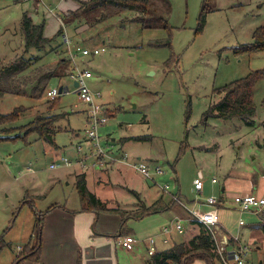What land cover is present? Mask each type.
<instances>
[{
	"label": "rangeland",
	"instance_id": "rangeland-1",
	"mask_svg": "<svg viewBox=\"0 0 264 264\" xmlns=\"http://www.w3.org/2000/svg\"><path fill=\"white\" fill-rule=\"evenodd\" d=\"M76 2L0 0V70L23 58L28 63L25 71L10 79L11 91L0 98L1 113H20L18 119L6 118L0 124L4 130L0 129V134L12 136L0 140V238L5 243L0 251V264H14L30 235L34 236L37 210H46L56 201H67L70 207L80 205L75 182L57 180L77 165L51 168L53 160L65 155L77 162L87 155L82 161L88 166H96L97 161L106 159L110 163L118 159L126 161L122 147L131 157L140 155L147 162L162 165L164 173L159 183L169 182V190L175 194L180 186L182 195L197 203L210 196L219 200L220 224L232 235L244 239H248L249 230L250 264L264 262V229L260 228L258 235L251 232L254 230L250 226L252 215H241L234 205V197L245 193L243 188L264 180V50L236 52L243 44H251L254 32L264 27V0H170V30L143 29L141 24L131 21L134 16L131 12L91 28L83 20H78L76 26H66L61 15ZM25 11L34 22L45 21L48 37H54L61 25L64 36L41 51L26 49L20 31ZM202 13H205V22L198 29ZM78 46L104 49L100 54L87 56L79 51L75 62L70 61L71 51ZM60 56L68 60L59 64ZM75 63L92 72L88 84L93 91L101 92L106 114L110 116L98 128L99 140L106 152L100 158L91 156L86 146L87 106L79 99L69 77ZM55 71L67 75L51 77L48 90L63 86L68 90L56 97L54 105L46 92L38 99L23 95L35 86L39 92L46 76ZM258 72L262 76L254 86L253 125L238 117L204 118L223 96L220 95L222 87ZM37 117L56 118L55 144L43 140L38 133L23 132V126ZM130 135L142 139L123 141ZM79 143L83 144L81 151L77 149ZM30 162L32 169L28 171ZM124 168L126 171L121 174L112 175L114 184L143 190L145 196L144 187L148 182L133 166ZM199 173L205 180L201 192L193 185ZM212 178L218 182L213 184ZM156 189L149 190L156 192ZM103 194L114 197L106 200L108 207L136 209L131 204L136 196L128 190L118 186L106 189ZM184 196L181 199L190 203ZM191 216L184 222L189 237L199 231ZM240 218L245 225H239ZM166 219L172 218H154L153 224ZM115 227L109 224L111 231ZM181 237L173 236L172 243L179 242ZM258 245L262 248L258 249ZM140 252V257L149 255L147 249ZM47 257L48 261L52 258ZM119 257L121 264H136L132 255L120 251ZM192 264L201 263L195 260Z\"/></svg>",
	"mask_w": 264,
	"mask_h": 264
},
{
	"label": "trees",
	"instance_id": "trees-1",
	"mask_svg": "<svg viewBox=\"0 0 264 264\" xmlns=\"http://www.w3.org/2000/svg\"><path fill=\"white\" fill-rule=\"evenodd\" d=\"M77 3L75 9H70L67 13L64 12L61 15L66 26H76L78 20H83L91 28L108 19L120 16L126 12H131L134 13V16H131V21L141 24L143 29L170 30L171 28L169 25V16L172 11L170 0H77ZM204 22L205 13H202L199 19L198 29L202 28ZM20 31L24 38L23 43L26 49L32 50L36 48L37 51L45 49V46L49 43L53 44L56 42V39L64 36V30L61 25L54 37H48L45 33V21L42 23L34 22L32 16L27 11L23 12ZM253 37L254 41L251 44H243L240 48L236 49V52L264 50V27L258 28L254 32ZM169 41L170 38L166 40L165 44L168 45ZM62 43L63 42H61L59 46L62 45ZM156 43L163 44L164 41H158ZM67 60L68 59L65 57L60 56L59 64ZM69 60L71 61V58H69ZM27 66L28 63L26 59L23 58V60L1 68L0 98L3 94L11 91L12 86L10 84V79L13 78L15 74L25 71ZM56 71H58V68ZM56 71L46 76L44 84L39 92L38 87L35 86L30 92L27 90L29 93H23V95L27 97L32 96V98L37 99L41 98L44 93L48 91V82L51 77H62L67 75L66 72L59 74ZM261 73L262 72H258L245 78L236 79L222 87L220 95L223 96L218 102L211 106L208 114L204 115V118L207 119L208 116H215L221 119L238 117L245 120L247 124L253 125L254 120L252 116L256 112L254 106V86L261 78ZM56 101V98L49 100L53 105ZM85 113L87 116V109H85ZM19 114L20 113L17 112H12L10 114L0 112V124L6 122V118H11L10 120L18 119L20 116ZM55 119L37 117L23 126L25 127L23 132L25 134L33 132L38 133L43 140L54 143V137L57 132V129L55 130L53 125L56 121ZM0 129L3 130V128ZM11 138L12 136L0 134V140ZM131 139L141 140L142 138L134 136L131 137ZM76 187L84 209L95 210L97 212L117 213L122 216L121 236L126 233L125 222L128 218L142 219L147 215L158 213L168 207V204H165L162 198L151 206L142 204L132 210L108 207L106 201H103L89 190L85 175L83 174L77 176ZM44 215V212H36L33 231L34 237H32V240H30L16 256L14 264H23L25 260L39 262L42 253ZM192 223L199 225V231L196 232L192 238L187 242L174 244L168 250L155 253L148 260V264H192L198 259L205 261L206 264H218L219 255L216 252L215 239L212 232L202 222L194 220ZM4 246L5 243L3 239L0 238V251ZM77 264H82L81 256H79Z\"/></svg>",
	"mask_w": 264,
	"mask_h": 264
},
{
	"label": "crops",
	"instance_id": "crops-1",
	"mask_svg": "<svg viewBox=\"0 0 264 264\" xmlns=\"http://www.w3.org/2000/svg\"><path fill=\"white\" fill-rule=\"evenodd\" d=\"M76 7H77V2L73 5L72 9H75ZM101 49L100 50L103 51L104 47ZM63 88L65 89L66 87L63 86ZM104 107H105V103H104ZM105 112H106V108H105ZM134 136L135 135L125 136L123 141L128 142L131 140H135V139H131V137ZM86 146H88V143H86ZM121 149L127 152L126 150H124V147H122ZM129 155L130 158L128 161L118 159L117 161H115V163H110V160L106 159L105 161L100 162L101 165L98 162L96 166H88L87 164L82 165L73 162L70 166L74 164H76L77 166H75L72 169L66 170L61 176L57 177V180L59 179L58 181H64L70 179L71 181H74L76 184L77 176L83 174L85 175L89 190L94 194H96L103 201L114 200L113 196L104 195L103 193L106 192V189L110 190L119 186L124 190L130 191L136 196V200L131 203L135 205L133 208H137L142 204L146 206H151L155 202L160 201V199L162 198L164 200V203L168 204L167 209L162 210L158 213L147 215L142 219L128 218L127 221L125 222L126 233L122 234L121 236L120 230L122 226V216L120 214L97 212L95 210L84 209L81 198L79 199L80 205L78 207L75 206L70 207L67 201L65 203L56 201L55 203L50 205L46 210L43 209L36 211V212L45 213L44 226H43L42 253L39 262L25 260L23 264H77L79 256H81L82 264H121L119 257L120 251L122 253L132 255L133 258L131 259L136 264H148V260L153 255H150L148 252L149 255L147 257L141 256L142 257L141 258L140 250L143 249L149 250V240L151 238L155 240V248H156L155 253H157L159 251L168 250L171 247V246L168 247V245L172 243L173 236H177V235L182 236L181 237L182 240H180L179 242L174 241V243L172 244L187 242L190 238L193 237V235L189 237V233L185 232V227H184V222L189 221L188 219H189V215L191 216V213L187 209H185L182 205L180 206L178 204H175L174 201H172L173 199L171 194H175V193L174 191L173 192L170 190L166 191L163 189L164 184L159 183V178L162 177V175L156 176L154 180L147 179L142 175V178L146 182H148V186L144 187L145 196L144 193L142 192L143 190L138 191L134 188H130L127 184H121V183L114 184L112 180L113 174H121L123 171H126V169L124 168L125 166L132 167V162L136 158L142 159L140 155L134 157H131V154ZM31 166L32 163L30 162L29 165L27 166L28 171H31L32 169ZM70 166L64 165L63 167H70ZM9 171L11 172V170ZM56 181H52V182H56ZM154 187L157 188L155 190L156 192H152L151 190H149V189H153ZM222 191L224 192L225 189L222 188ZM177 192L178 195L184 196L182 195L183 193L180 186ZM242 192H245L242 194L263 193L264 180L262 183L261 181H259L252 183V185L250 184L249 186L247 185V187L242 189ZM185 199L186 201L188 200L190 202L187 203L190 209L206 210L210 208V206L206 203V201L197 203L195 199H191L192 201L187 197H185ZM234 205L236 206V204ZM218 206L219 209L222 206V204L219 203ZM237 210L240 212L241 215H243L244 213H249L252 215V218H250V226L252 227L251 229H254L251 230V232H254L255 235H258L257 232L260 231V228L264 229V216H258L250 212L242 213L238 207ZM154 218H172V219L169 220L166 219L162 221L160 224L154 225L153 224ZM109 224H114L116 225V227L111 231L109 229ZM178 224L182 225L181 229L177 227ZM239 225H241L240 220H239ZM242 225H245V223ZM221 226L224 232L227 233L229 237L234 236L223 225ZM147 232H151V233L147 234ZM247 232L249 239L250 232L249 230ZM243 234L244 233L242 232V235ZM128 235L134 236V238H136V242L132 243L129 247L121 246L120 237H124ZM243 236H245V234ZM32 237L34 236L31 234L29 237V241L32 240ZM239 239L241 242L251 244L248 241V239H244L241 236H239ZM253 247H256L255 244L253 245ZM257 248L261 249L262 247L261 245H258ZM17 249L20 250L21 246H18ZM49 255L52 256L50 261H48V257H47ZM250 255L251 254H249L248 257L249 264H250ZM61 256H63L62 259ZM197 261H200L201 264H206L205 261L203 260L198 259ZM260 263L264 264L263 261H260Z\"/></svg>",
	"mask_w": 264,
	"mask_h": 264
},
{
	"label": "built area",
	"instance_id": "built-area-1",
	"mask_svg": "<svg viewBox=\"0 0 264 264\" xmlns=\"http://www.w3.org/2000/svg\"><path fill=\"white\" fill-rule=\"evenodd\" d=\"M81 51L83 56L87 55H97L100 53L99 48L88 49L82 48L80 46L74 48L70 58L75 62L77 59V53ZM75 65V70L70 74V79L73 82H78V86L75 87V91L78 94L79 99L87 106V123L89 125L85 130V141L88 143V148L91 151V156L97 158L102 157L106 154L104 147L102 146L99 136L98 128L102 124H106L109 120V116L105 112L104 104L102 103V94L100 91H93L90 85L88 84V79L93 76L92 72L89 69L82 68ZM60 89V88H59ZM58 88L49 89L46 93L47 98L54 99L60 92ZM63 90H68L67 87ZM83 144L79 143L77 145L78 151H81ZM88 156L81 157L76 163H85L82 161L83 158ZM123 157L125 160L129 159V153L124 152ZM99 162V161H97ZM73 161L68 156H60L59 158L53 160L50 164L51 168H56L59 166H70ZM132 166L145 178L154 180L156 176L162 175L164 173V168L159 163H150L143 159H138L133 162ZM212 182L216 183L217 179L212 178ZM194 189L197 192H201L204 189L205 180L202 173H199L193 181ZM170 185L168 183L163 185V189L169 191ZM172 199L175 202H178L185 209H187L194 220L202 222L205 226L209 228L212 232L216 252L219 255L218 264H249V254H250V244L241 242L239 236H228L224 232L218 214V200L212 196L208 197L206 203L210 208L206 210H195L190 209L187 202L181 199L180 195L172 194ZM234 203L239 208V210L244 212H250L258 216H264V192L261 194L246 193L242 195H236L234 197ZM244 220L240 219V224H244ZM179 229L182 228L181 224H178ZM136 242L134 236L128 235L120 237V244L123 247H129L132 243ZM150 255H154L156 252L155 240L151 238L149 240V250Z\"/></svg>",
	"mask_w": 264,
	"mask_h": 264
},
{
	"label": "water",
	"instance_id": "water-1",
	"mask_svg": "<svg viewBox=\"0 0 264 264\" xmlns=\"http://www.w3.org/2000/svg\"><path fill=\"white\" fill-rule=\"evenodd\" d=\"M78 86V82H74V87ZM59 92L62 93L63 92V87H60Z\"/></svg>",
	"mask_w": 264,
	"mask_h": 264
}]
</instances>
